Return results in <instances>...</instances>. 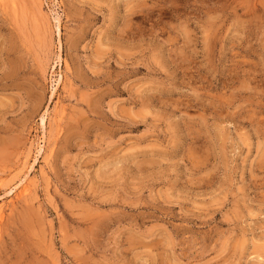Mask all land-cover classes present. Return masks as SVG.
<instances>
[{
  "label": "rangeland",
  "instance_id": "rangeland-1",
  "mask_svg": "<svg viewBox=\"0 0 264 264\" xmlns=\"http://www.w3.org/2000/svg\"><path fill=\"white\" fill-rule=\"evenodd\" d=\"M0 264H264V0H0Z\"/></svg>",
  "mask_w": 264,
  "mask_h": 264
},
{
  "label": "bare ground",
  "instance_id": "bare-ground-1",
  "mask_svg": "<svg viewBox=\"0 0 264 264\" xmlns=\"http://www.w3.org/2000/svg\"><path fill=\"white\" fill-rule=\"evenodd\" d=\"M41 126H42L43 130H44L45 127H46V117H45L44 115H43L42 118H41ZM42 148H43V147H42ZM42 148H41L40 150H42ZM26 162H27V161H26ZM26 162H25V163H26ZM28 167H29V166H28ZM23 187H24V190H26L27 187L24 186V185H23ZM23 187H22V188H23ZM21 190H22V189H21ZM20 192H21V191H20ZM22 193H23V192H22Z\"/></svg>",
  "mask_w": 264,
  "mask_h": 264
}]
</instances>
